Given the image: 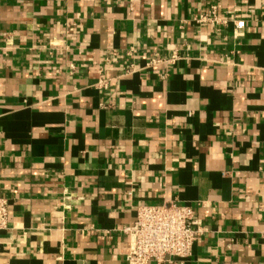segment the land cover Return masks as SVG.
Here are the masks:
<instances>
[{"label":"crops","instance_id":"crops-1","mask_svg":"<svg viewBox=\"0 0 264 264\" xmlns=\"http://www.w3.org/2000/svg\"><path fill=\"white\" fill-rule=\"evenodd\" d=\"M0 195V264H129L169 202L205 233L150 264H264V0H0Z\"/></svg>","mask_w":264,"mask_h":264},{"label":"built area","instance_id":"built-area-1","mask_svg":"<svg viewBox=\"0 0 264 264\" xmlns=\"http://www.w3.org/2000/svg\"><path fill=\"white\" fill-rule=\"evenodd\" d=\"M198 25H226L227 21L218 14L217 7L200 15ZM237 30L245 28L244 21L235 23ZM178 60L175 53L167 63ZM161 60L155 59L151 64ZM108 81L101 77L99 86L106 87ZM9 230V202L0 195V239ZM130 240L127 256L129 264L163 263L170 258L184 260L190 257L194 244L204 235L202 222L196 218L192 208L169 202L158 206H140L132 226L122 230Z\"/></svg>","mask_w":264,"mask_h":264}]
</instances>
